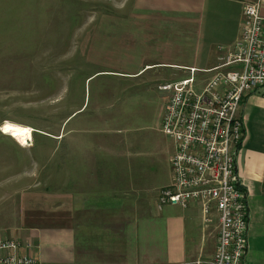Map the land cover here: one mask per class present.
I'll use <instances>...</instances> for the list:
<instances>
[{"label": "crops", "instance_id": "crops-1", "mask_svg": "<svg viewBox=\"0 0 264 264\" xmlns=\"http://www.w3.org/2000/svg\"><path fill=\"white\" fill-rule=\"evenodd\" d=\"M255 1L133 0L131 10L122 18L105 15L101 19L98 68L86 82L98 74L117 78L115 81H136V88L145 92L138 93V98L142 102L151 99L154 123L162 133L169 94L159 86L187 77L185 68L216 66L240 35L243 5ZM259 1L264 16V0ZM128 45L133 47L132 53L144 56L127 64H138L130 72L123 71L126 64L110 62L105 55L125 53ZM157 54L162 60H157ZM170 68L176 71L163 77L160 70ZM145 69L154 71L150 79L142 78ZM154 89L166 95L157 99ZM112 93L105 94L108 101L116 97ZM103 103L99 91L94 108ZM238 115L244 137L237 174L249 207L244 264H264V97L260 90L242 99ZM87 130L77 157L73 161L71 155L67 158L71 178L66 195H50L49 204L21 199L17 217L0 221V235L19 242L21 253L40 264H194L210 258L216 238L211 245L210 224L203 223L200 205L158 209L157 198L146 196L149 191L138 178L136 183L131 158L123 155V142L116 134L119 141H109L102 139V130H106L99 125ZM68 148L71 150L70 142ZM168 167V182L152 190L170 184V163Z\"/></svg>", "mask_w": 264, "mask_h": 264}, {"label": "rangeland", "instance_id": "rangeland-1", "mask_svg": "<svg viewBox=\"0 0 264 264\" xmlns=\"http://www.w3.org/2000/svg\"><path fill=\"white\" fill-rule=\"evenodd\" d=\"M132 2L0 0V221L17 217L21 199L49 204L50 195H66L71 178L67 158L71 155L73 161L77 157L84 131L93 126L106 130H102V139L123 142V155L133 165L128 168L136 183L138 178L149 191L146 196L156 199L161 188L152 189L168 182L175 145L154 123L151 99L142 102L138 98L144 90L136 88V81H115L118 79L104 74L86 82L98 66L101 19L105 15L122 18ZM132 49L128 45L125 53L105 55L110 62L126 64L123 71L130 72L138 64H127L144 57ZM156 57L162 60L159 54ZM175 71L160 70L163 77ZM144 72L143 79L154 75L150 69ZM99 91L104 103L97 110L94 99ZM154 91L157 99L166 95ZM109 92L116 96L110 101L105 95ZM12 127L25 129L29 139L20 142L12 136ZM215 216L207 227L211 245L217 237Z\"/></svg>", "mask_w": 264, "mask_h": 264}, {"label": "built area", "instance_id": "built-area-1", "mask_svg": "<svg viewBox=\"0 0 264 264\" xmlns=\"http://www.w3.org/2000/svg\"><path fill=\"white\" fill-rule=\"evenodd\" d=\"M238 39L210 69L185 68L187 77L159 86L167 92L162 133L175 151L171 182L159 190L157 207L199 204L205 225L217 218L213 255L194 264H244L249 207L237 174L244 137L238 115L242 99L264 97V16L260 1L243 5ZM0 264H40L21 253V244L0 235Z\"/></svg>", "mask_w": 264, "mask_h": 264}, {"label": "bare ground", "instance_id": "bare-ground-1", "mask_svg": "<svg viewBox=\"0 0 264 264\" xmlns=\"http://www.w3.org/2000/svg\"><path fill=\"white\" fill-rule=\"evenodd\" d=\"M10 130H11L12 136L17 138L20 142L25 141V139L27 140L29 139L30 134L23 128L12 127Z\"/></svg>", "mask_w": 264, "mask_h": 264}]
</instances>
